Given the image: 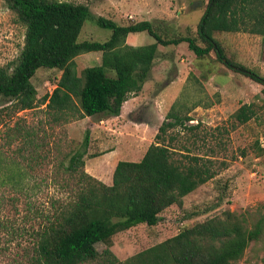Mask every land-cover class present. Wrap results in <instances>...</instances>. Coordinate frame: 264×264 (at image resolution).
<instances>
[{
    "label": "rangeland",
    "instance_id": "374dc122",
    "mask_svg": "<svg viewBox=\"0 0 264 264\" xmlns=\"http://www.w3.org/2000/svg\"><path fill=\"white\" fill-rule=\"evenodd\" d=\"M61 1L87 4L95 15L119 24L149 20L163 37L190 36L203 45L197 26L207 0ZM24 33L25 27L0 0V66L10 65L18 57ZM109 35L110 30L86 20L78 40L102 42ZM214 37L230 60L264 77L261 35L215 32ZM153 41L144 31L126 37V43L132 46ZM100 58V52L76 56L78 73L99 64ZM60 75L61 71L54 68L36 70L31 78L36 88L33 108L21 110L18 102L0 96V264H34L36 231L52 219L78 187L66 167L71 155L85 148V136L88 144L82 156L83 170L110 185L116 165L113 161L140 160L175 102L182 106L180 114L192 119L187 123L199 128L168 129L163 135L164 143L174 147L173 157L183 162L190 157L186 156L185 147L189 155L214 157L212 169L216 174L187 194L181 207L172 205L161 212L156 225L139 224L113 235L109 246L112 253L124 261L225 210L244 214L249 226L264 214V153L257 156L264 148L261 84L230 70L213 52L198 58L186 42L159 44L151 76L134 94L139 98L134 100L136 106L129 116L66 121L42 100L51 93ZM176 76L181 84L167 90ZM252 102L257 105L255 116L244 124L235 123L232 113L241 104ZM125 105L120 114H124ZM135 120L141 122L134 124ZM95 246L102 253L107 245L98 242ZM238 263L264 264V230L249 244Z\"/></svg>",
    "mask_w": 264,
    "mask_h": 264
},
{
    "label": "trees",
    "instance_id": "16d2710c",
    "mask_svg": "<svg viewBox=\"0 0 264 264\" xmlns=\"http://www.w3.org/2000/svg\"><path fill=\"white\" fill-rule=\"evenodd\" d=\"M25 27L24 45L14 62L0 66V96L15 100L20 109L34 107L36 88L31 78L39 68L61 71L55 87L43 103L66 121L84 117L117 116L129 95L137 94L150 78L158 45L186 42L196 57L213 52L219 62L262 85L264 77L230 60L215 32H248L264 38V0H207L197 26L200 45L190 36L163 37L149 20L119 24L95 15L87 4L61 0H4ZM86 20L110 30L100 41L78 37ZM146 32L154 41L132 46L130 33ZM86 52H100V63L80 73L74 58ZM264 105V99H263ZM173 103L151 143L138 161L119 160L107 185L83 170L85 136L81 151H75L66 167L76 178L73 195L51 220L36 231L34 264H239L246 248L264 230V214L248 225L244 214L225 210L181 229L135 255L120 261L109 249L113 235L139 224L156 225L160 214L172 205L181 207L183 198L214 177L208 154L189 155L183 162L173 157L174 147L164 143L168 129L196 131L199 125L181 115ZM197 106V105H196ZM255 103L241 104L231 115L244 124L256 114ZM141 120V119H137ZM136 121V120H135ZM234 124V123H233ZM264 153L261 149L260 156ZM50 219V218H49ZM107 246L100 253L95 244Z\"/></svg>",
    "mask_w": 264,
    "mask_h": 264
},
{
    "label": "crops",
    "instance_id": "0c3cea01",
    "mask_svg": "<svg viewBox=\"0 0 264 264\" xmlns=\"http://www.w3.org/2000/svg\"><path fill=\"white\" fill-rule=\"evenodd\" d=\"M181 79L179 78V77H177L176 76V78L175 79H173L172 80V82L170 83V84H168V86L166 87V89L168 90H170L171 89V87L174 85L175 87L177 86H179L180 84H181ZM172 90V89H171ZM176 91V90H175ZM163 92H164V89H163ZM177 92V91H176ZM175 92V93H176ZM165 93V92H164ZM164 95V94H163ZM165 96V95H164ZM139 97L138 96H134V94H131V95H129V97L127 98V100L123 103V105H122V108H121V111H123V108H124V104H126L125 106H126V109H125V111H124V114H119V115H117V116H111V119L113 120L114 118H120V117H123V116H125V115H130V113L132 112V110H133V108H135V106H136V101H134V100H137ZM88 117V116H87ZM141 121H133V123L134 124H139ZM131 127V126H130ZM110 151H112L111 149H110ZM109 151V152H110ZM111 153H114V152H111ZM105 154V153H104ZM102 155V154H101ZM100 155V156H101ZM119 160H122V159H119ZM119 160H117V161H113V163H117ZM115 163V164H116ZM106 167V166H105ZM115 167V166H114ZM113 170H114V168H113ZM108 185V184H107Z\"/></svg>",
    "mask_w": 264,
    "mask_h": 264
}]
</instances>
